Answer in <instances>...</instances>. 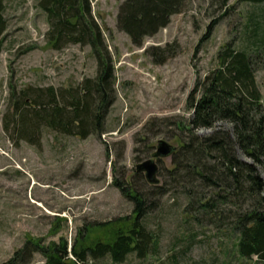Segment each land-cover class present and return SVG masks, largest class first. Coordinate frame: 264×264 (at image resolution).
Returning <instances> with one entry per match:
<instances>
[{
    "label": "rangeland",
    "instance_id": "374dc122",
    "mask_svg": "<svg viewBox=\"0 0 264 264\" xmlns=\"http://www.w3.org/2000/svg\"><path fill=\"white\" fill-rule=\"evenodd\" d=\"M122 1L91 0L115 78L105 132L83 139L43 126L32 144L13 129L21 90L52 86L58 94L93 77L96 62L88 45L71 43L55 50L45 44L48 24L37 0H3L7 28L0 51V263L26 238H104L96 223L129 216L133 205L112 184L113 178L123 173L147 189L144 174L145 182L135 176V165L151 157L159 140L179 146L180 130L192 114L188 95L217 65V53L226 44L247 46L256 37L261 48L252 52L255 80L264 100V2L227 0L222 8L212 0H187L164 28L135 46L116 25ZM166 46L175 54L156 63L155 52ZM216 126L231 128L225 121ZM157 162V185H162L161 172L171 168V156ZM184 204L180 192L170 191L145 216L157 239L145 257L131 253L114 263L104 256L91 264H264L255 256L239 255L236 234L228 227L191 221ZM40 263L36 254L31 264Z\"/></svg>",
    "mask_w": 264,
    "mask_h": 264
},
{
    "label": "trees",
    "instance_id": "16d2710c",
    "mask_svg": "<svg viewBox=\"0 0 264 264\" xmlns=\"http://www.w3.org/2000/svg\"><path fill=\"white\" fill-rule=\"evenodd\" d=\"M212 1L223 8L227 0ZM186 2L123 0L116 15L117 28L133 45L141 46L144 38L156 34L173 14L182 12ZM37 7L46 15L48 24L45 44L55 50L71 43L88 45L96 70L93 77L59 89L58 94L52 86L21 90L15 103L13 129L32 144L43 126L83 139L104 133L115 78L103 28L92 11L91 0H37ZM4 9L0 0V51L7 28ZM254 38L247 46L226 44L217 53V65L189 93L187 104L192 114L180 130L183 136L171 154V168L161 172L162 185L146 184L144 189L132 184L123 173L113 178L112 184L133 205L129 216L96 223L94 227L104 238H90L87 234L72 242L63 236L48 241L26 238L0 264H31L36 254L41 257L40 264H91L104 256L121 263L131 253L143 258L157 243L145 216L170 191L181 193L185 200L182 210L191 221L228 227L236 234L240 256H255L264 262V100L255 80L252 52L261 46ZM174 54L175 50L166 46L155 52V62ZM223 121L230 124V130L216 126ZM201 129H210L211 133L199 135L197 131ZM141 175L135 171V176L145 182Z\"/></svg>",
    "mask_w": 264,
    "mask_h": 264
},
{
    "label": "water",
    "instance_id": "95a60500",
    "mask_svg": "<svg viewBox=\"0 0 264 264\" xmlns=\"http://www.w3.org/2000/svg\"><path fill=\"white\" fill-rule=\"evenodd\" d=\"M174 149L175 147L167 141L159 140L151 157L137 163L135 171L143 173L147 183L151 185L159 184V165L157 160L171 156Z\"/></svg>",
    "mask_w": 264,
    "mask_h": 264
}]
</instances>
